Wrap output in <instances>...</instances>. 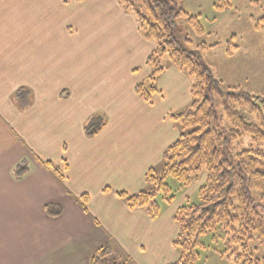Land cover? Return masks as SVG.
I'll list each match as a JSON object with an SVG mask.
<instances>
[{"label": "crops", "instance_id": "crops-1", "mask_svg": "<svg viewBox=\"0 0 264 264\" xmlns=\"http://www.w3.org/2000/svg\"><path fill=\"white\" fill-rule=\"evenodd\" d=\"M55 1L72 11H83L87 5L85 19L80 21L86 43L67 34L71 61L80 67L87 65V56L88 63H106L116 58L115 54L122 59L129 55L133 63L128 69L134 80L130 91L117 96L123 98L116 100L112 109L107 105L113 98L105 104L112 120L101 133L87 137L84 127L91 117L78 124L81 116L69 104L70 96L75 98L80 89L61 87L42 92L48 77L36 69L29 52L20 55L17 63L0 61V264H90L92 255L112 242L138 264H173L179 258L174 246L179 233L174 221L177 211H162L152 220L144 209L131 210L116 194L147 189V172L163 161L164 152L179 137L170 118L179 103L160 117L152 109L157 96L165 97L164 89L158 87L160 94L151 103L135 91L136 85L152 74L147 60L156 46L143 37L135 16L120 0ZM42 16H33L40 31L46 27ZM65 30L71 32L72 26L66 25ZM9 48L11 53L16 50ZM169 75L186 81L191 94V78L173 66L158 82ZM21 89L31 92L32 102L26 109L15 100ZM73 117L75 125H71ZM64 118L71 125L66 135H62ZM23 160L28 161L30 172L17 180L14 169ZM49 161L62 170L67 162L63 181L43 165ZM106 188L112 191L105 192ZM86 194L90 199L83 207L81 197ZM49 204L61 205L62 215L48 216L45 208Z\"/></svg>", "mask_w": 264, "mask_h": 264}, {"label": "trees", "instance_id": "trees-1", "mask_svg": "<svg viewBox=\"0 0 264 264\" xmlns=\"http://www.w3.org/2000/svg\"><path fill=\"white\" fill-rule=\"evenodd\" d=\"M120 2L135 16L143 37L156 46L147 60L152 74L136 86V94L147 103L160 94L157 82L166 71L162 60L168 57L171 66L191 78L193 103L190 109L170 117L180 135L164 152L161 173L151 168L146 176L147 189L136 194L126 191L116 194L131 210L144 209L150 219L157 220L162 214L160 197L168 203L175 199L167 178L173 177L189 187L205 169L206 183L198 192L200 202L186 204L174 215L179 229L174 246L179 258L173 264H198L202 251L208 249L201 239L208 234H213L215 243L217 237L223 239L224 250H216L222 257L232 259L234 264H264V255L256 256L258 249L264 252V151L252 147L237 151L236 148L245 134L255 144L264 143V105L262 109L256 106L261 98L213 78L197 53L191 54L181 48L175 35L180 18H186L199 35L204 34V29L198 18L179 7L177 0ZM217 7L224 11L231 8V3L224 0ZM186 41L192 43L190 38ZM199 48L207 49L205 45ZM15 100L21 109H26L32 102L31 92L18 90ZM106 123L103 116L91 117L84 127L86 136L95 137ZM43 165L58 180L65 179L67 162L64 170L50 161ZM29 172L27 160L14 169L17 180ZM111 191L105 189V192ZM89 199L87 194L81 197L83 207ZM45 211L50 217H59L63 208L49 204ZM124 257L129 260L116 246H107L92 255L90 264H108L109 259L123 264Z\"/></svg>", "mask_w": 264, "mask_h": 264}, {"label": "rangeland", "instance_id": "rangeland-1", "mask_svg": "<svg viewBox=\"0 0 264 264\" xmlns=\"http://www.w3.org/2000/svg\"><path fill=\"white\" fill-rule=\"evenodd\" d=\"M223 1L177 0L179 7L190 16L199 19L204 34H197L186 18H180L177 21L176 38L181 48L191 54H198L200 60L209 67L213 78L223 81L228 86L241 87L251 95L260 97L261 100L258 103L262 101L264 105V0H229L231 8L224 11L218 10L217 6L223 4ZM86 7V4L82 7L83 11L87 10ZM76 9L72 11L66 4L63 6L55 0H42V2L40 0H0V61L17 63L20 55L23 56L29 52L30 61L34 63L36 69L41 70L48 77L43 82L42 92L48 89L58 90L61 87L75 88L78 91L80 89V93L75 98L71 100L74 94L69 98L73 111L75 114L78 111L81 116L79 121L77 120L78 124L81 119L83 121L86 117L92 116H103L108 123L112 120L108 112L109 108L112 109L116 100L123 98L121 96L116 99L117 96L125 95L131 90L134 77L128 65L133 63L132 56L125 54L127 56L122 59L115 54L116 58L106 60L108 67L101 61L88 63L87 56V65L76 66L75 62L68 57L71 49L68 48L67 34L71 33V38L75 37L82 41L84 33L80 21L85 19L86 14L81 8ZM37 13L43 14L42 21L46 27H42V31L39 30L38 24H35V17H33ZM77 14L80 15L78 19H76ZM97 20L98 18L95 17V28L99 25L96 23ZM68 24L72 26L71 32L65 30ZM187 38H190L192 43H188ZM83 41L85 42V39ZM201 45H205L207 49H200ZM10 46L16 49L13 53ZM162 63L166 70L171 66L168 57H165ZM142 74L146 75L144 72ZM54 82L55 85H53ZM172 82H175L176 86H173ZM157 86L164 89L165 97L156 95L157 100L152 109L154 114L161 117L165 111L172 110L177 103L180 107H174L178 109L174 110L175 113L191 108L193 99L189 94L190 90L188 91L186 81L182 82L173 75H169L163 81H159ZM112 98L111 103L107 105L109 108H106L105 104ZM181 104L184 106L181 107ZM113 112L111 110V113ZM73 118L75 123L71 125L76 124V118ZM116 119L119 121V115ZM117 121L113 120L112 123ZM69 124L66 118L62 120V135L68 133L67 128L71 126ZM250 147L264 151V143H253L247 134L243 135L236 145L237 151ZM32 157L38 161L36 153H33ZM163 165L164 161L154 168L161 173ZM206 178L205 169L189 187H184L173 177L167 178V184L171 188L172 195H175V199L168 203L160 197L162 211H178L186 204L199 203L198 192L206 183ZM218 234L223 233L218 232ZM201 240L208 249L202 251V258L198 264H234L232 259L222 257L217 252L225 248L222 238L217 237L218 242L215 243L213 234H208ZM112 245L119 249L116 242H112ZM263 253L262 249H258L256 256L261 257ZM134 259L125 260L124 257L123 264H138L135 257ZM108 264L115 263L109 259Z\"/></svg>", "mask_w": 264, "mask_h": 264}, {"label": "water", "instance_id": "water-1", "mask_svg": "<svg viewBox=\"0 0 264 264\" xmlns=\"http://www.w3.org/2000/svg\"><path fill=\"white\" fill-rule=\"evenodd\" d=\"M257 107H259L260 109H262V106H263V102L261 101L260 103H257L256 105Z\"/></svg>", "mask_w": 264, "mask_h": 264}]
</instances>
